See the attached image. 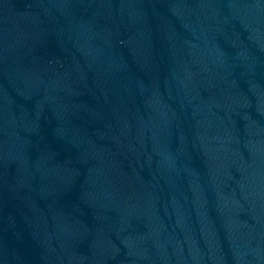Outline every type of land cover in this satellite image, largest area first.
Masks as SVG:
<instances>
[{
  "label": "water",
  "instance_id": "1",
  "mask_svg": "<svg viewBox=\"0 0 264 264\" xmlns=\"http://www.w3.org/2000/svg\"><path fill=\"white\" fill-rule=\"evenodd\" d=\"M0 264H264V0H0Z\"/></svg>",
  "mask_w": 264,
  "mask_h": 264
}]
</instances>
